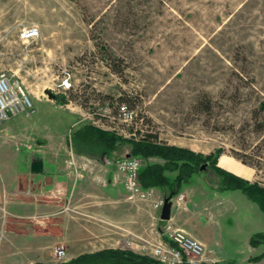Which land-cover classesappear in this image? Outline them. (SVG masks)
I'll return each instance as SVG.
<instances>
[{"label":"rangeland","instance_id":"1","mask_svg":"<svg viewBox=\"0 0 264 264\" xmlns=\"http://www.w3.org/2000/svg\"><path fill=\"white\" fill-rule=\"evenodd\" d=\"M0 20V74L37 94L31 123L48 131L100 119L95 127L128 140L137 129L205 157L220 150L264 188V0H0ZM26 26L39 41L21 39ZM65 72L67 97L53 92ZM115 103L136 111L132 126L111 119ZM198 175L212 188V171ZM216 192L248 199L254 213L240 211L227 242L240 262L250 237L258 263L264 245L251 238L264 234V211L240 191Z\"/></svg>","mask_w":264,"mask_h":264},{"label":"crops","instance_id":"2","mask_svg":"<svg viewBox=\"0 0 264 264\" xmlns=\"http://www.w3.org/2000/svg\"><path fill=\"white\" fill-rule=\"evenodd\" d=\"M28 91L39 100L32 87ZM24 116L10 119L0 129V264H53L54 251L60 245L65 246L69 262L104 250H123L129 240L138 245L132 235L163 231L161 212L153 211L148 203L128 201L116 166L105 165V160L124 158L122 152L102 157L78 153L72 135L68 138L64 134L88 123L74 116L70 127L45 131L39 123L28 121L31 116ZM15 143L34 146L35 150L27 151L24 145L18 150ZM148 161L163 162L157 158ZM219 166L231 172L221 165V158ZM153 190L163 197L159 190ZM181 193L187 200L173 213L177 228L227 262L264 264V259L250 262L261 250L250 246V237L240 262L232 260V253L239 255L240 250L228 247L234 218L241 210L254 213L247 198L238 193L221 195L199 175H194ZM68 198L85 216H51Z\"/></svg>","mask_w":264,"mask_h":264},{"label":"built area","instance_id":"3","mask_svg":"<svg viewBox=\"0 0 264 264\" xmlns=\"http://www.w3.org/2000/svg\"><path fill=\"white\" fill-rule=\"evenodd\" d=\"M20 37L26 43L37 42L41 38L40 29L34 26H26L21 30ZM74 90L73 76L71 73L65 72L59 85H55L53 92L67 97ZM33 108V99L28 88L8 73H1L0 129L12 118L24 115L31 116L34 113ZM112 109L117 111V119L116 117H111L112 120L121 121L128 126H132L135 123L137 119L136 111L128 104L115 103ZM83 120L84 122L87 121V119ZM91 121V125L101 127L100 119ZM137 132L138 130L136 129L127 135V137L135 140L141 139L139 137L141 135L137 134ZM15 144L18 150L23 146L22 143ZM144 164L145 161L137 157L122 158L115 162L105 160V165L116 166L117 172L120 175L121 184L127 193L128 201L133 203H148L153 211L161 212L165 204V198L158 196L153 189H143L140 184V171ZM186 200L187 195L185 193H180L172 198V217L169 221L164 222L163 231L160 232L154 229L152 231L153 234L150 236L132 235L133 238L138 240V245L135 244V241L129 240L125 243L123 250L146 256L160 264H220V256L215 251L208 249L202 242L176 227L173 221V213L174 211H179ZM60 215L85 216L73 205L71 198H68L66 203L51 216ZM68 260L65 246L60 245L56 247L53 264H65Z\"/></svg>","mask_w":264,"mask_h":264},{"label":"trees","instance_id":"4","mask_svg":"<svg viewBox=\"0 0 264 264\" xmlns=\"http://www.w3.org/2000/svg\"><path fill=\"white\" fill-rule=\"evenodd\" d=\"M72 143L78 153L90 156H104L114 152H122L125 157H137L145 161L140 171V184L143 189H157L163 197L174 198L179 195L194 175L212 171L216 180L212 189L220 193L240 191L264 211V188L251 184L244 178L227 172L218 166L222 151L205 157L192 150L170 146L158 141L155 135H145L141 139H126L115 133L99 129L91 124L79 126L72 131ZM157 158L162 163L149 162ZM202 166H206L204 171ZM254 247L264 245V234L252 236ZM264 255L253 260L259 262ZM65 264H160L146 256L125 250H104L95 254L84 255Z\"/></svg>","mask_w":264,"mask_h":264},{"label":"bare ground","instance_id":"5","mask_svg":"<svg viewBox=\"0 0 264 264\" xmlns=\"http://www.w3.org/2000/svg\"><path fill=\"white\" fill-rule=\"evenodd\" d=\"M231 158L229 156H222L221 165L228 168L231 172L235 173L239 177L250 180L252 175L249 167L238 165L236 162H233Z\"/></svg>","mask_w":264,"mask_h":264},{"label":"water","instance_id":"6","mask_svg":"<svg viewBox=\"0 0 264 264\" xmlns=\"http://www.w3.org/2000/svg\"><path fill=\"white\" fill-rule=\"evenodd\" d=\"M48 95H49L50 99H56V97L51 92H48ZM128 157H130V156H128ZM205 169H206V166L201 167L202 171H204ZM171 215H172L171 198H166L165 204H164L162 211H161V220L162 221H169L171 219Z\"/></svg>","mask_w":264,"mask_h":264}]
</instances>
